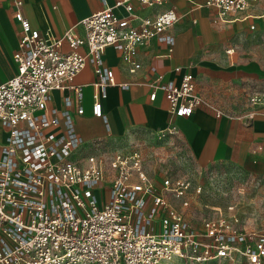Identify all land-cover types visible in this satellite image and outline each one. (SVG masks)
<instances>
[{"label":"built area","instance_id":"2783aa9c","mask_svg":"<svg viewBox=\"0 0 264 264\" xmlns=\"http://www.w3.org/2000/svg\"><path fill=\"white\" fill-rule=\"evenodd\" d=\"M137 1L161 5L167 0ZM253 1L192 0L197 6H213L217 23L246 18ZM115 6L124 14L105 4L82 17L77 24L83 35L68 28L55 36L33 27L21 11L14 13L21 28L12 55L15 71L0 80V264H174L218 259L264 264V231L241 224L234 205L215 209L198 228L190 225L165 194L170 191L188 205V179L165 177L157 187L135 148L106 151L99 140L94 142L96 150L83 153L71 114L51 104L55 90L62 94L73 89L81 98V87L73 80L89 56L95 75L92 113L106 124L101 99L116 81L113 70L103 63L104 49H116L130 72L141 65L137 48L151 39L165 43L164 55H170L175 36L169 29L179 19L173 7L142 16L131 0H118ZM64 41L68 52L61 50ZM82 45L87 49L84 54L78 50ZM231 51L233 47L226 49ZM191 65L189 61L187 66ZM174 70L179 80L163 81L158 74L149 98L161 90L170 113L189 116L202 98L195 91L192 72L179 65ZM247 101L264 103V88L251 89ZM173 133L170 127L152 135ZM126 143L135 144L128 136Z\"/></svg>","mask_w":264,"mask_h":264},{"label":"crops","instance_id":"0c3cea01","mask_svg":"<svg viewBox=\"0 0 264 264\" xmlns=\"http://www.w3.org/2000/svg\"><path fill=\"white\" fill-rule=\"evenodd\" d=\"M116 1L22 0L17 5L14 0H0V80L8 79L15 71L12 55L21 34L20 24L14 17L17 10L43 32L62 36L66 29L72 28L83 35L78 21L105 4L124 14L122 8L115 6ZM131 2L134 11L142 16H154L173 7L179 15L178 21L169 29L175 41L168 56L164 55L168 46L156 39L139 46L136 58L141 65L133 72L128 71L116 49L111 46L104 49L103 63L113 70L116 81L106 87V96L101 99L106 124L92 113L95 75L89 56L73 80L74 85L81 87V98L73 89H64L62 94L58 90L51 93V104L67 109L71 114L74 130L81 139L82 152L96 150L94 142L99 140L107 149L106 142L117 139L126 142L127 136L134 141L172 127V135L185 144L189 159L197 168L230 165L264 179V103L249 105L241 112H224L212 92L217 88L215 91L227 93L238 80L245 81L250 90L264 88V58L259 60L254 49L248 50L245 59L238 53L232 54L233 51L226 52L243 38L251 46L264 43V0H254L246 10V18L223 23L214 21L216 9L213 6H197L192 0H167L161 5ZM69 49L64 41L62 52ZM78 50L83 54L87 51L85 45ZM189 61L192 65L188 67ZM177 65L192 72L195 91L202 98L189 116L170 113L161 90H156L153 99L149 98L151 84L158 74L162 75L163 81L179 80L180 75L174 70ZM152 66L155 71L151 70ZM122 83L129 86L123 88ZM79 107L81 113L77 112ZM217 111H220L219 115Z\"/></svg>","mask_w":264,"mask_h":264},{"label":"rangeland","instance_id":"374dc122","mask_svg":"<svg viewBox=\"0 0 264 264\" xmlns=\"http://www.w3.org/2000/svg\"><path fill=\"white\" fill-rule=\"evenodd\" d=\"M232 54L238 53L239 57L246 58L248 50L254 49L255 54L264 58V43L248 44L246 38L232 45ZM245 81H237L236 86H231L227 93L217 92L213 88L216 101L221 104L220 110L224 112H241L249 107L247 95L250 86ZM250 87V88H249ZM228 88L226 89V91ZM133 140V139H132ZM134 145H127L123 139L106 142V151L115 147L124 150L137 149L142 155V166L148 176L159 187L165 177L170 180L186 178L190 181L187 190L189 204L184 206L170 191H166V198L172 206L179 210L190 225L198 228L205 217L211 216L215 209L223 210L228 205L240 217V222L246 227L264 228V179L253 177L237 167L230 165H215L208 169H200L192 164L185 144L175 135L158 137L157 135H144L134 139ZM200 190L197 191V187ZM100 196V191H97ZM174 264H231L225 259L192 263L176 260ZM239 264H246L239 262Z\"/></svg>","mask_w":264,"mask_h":264}]
</instances>
